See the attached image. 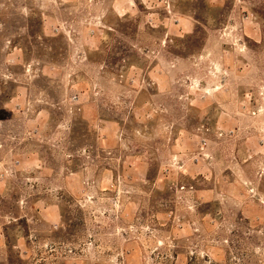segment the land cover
<instances>
[{
    "label": "rangeland",
    "instance_id": "374dc122",
    "mask_svg": "<svg viewBox=\"0 0 264 264\" xmlns=\"http://www.w3.org/2000/svg\"><path fill=\"white\" fill-rule=\"evenodd\" d=\"M0 264H264V0H0Z\"/></svg>",
    "mask_w": 264,
    "mask_h": 264
}]
</instances>
